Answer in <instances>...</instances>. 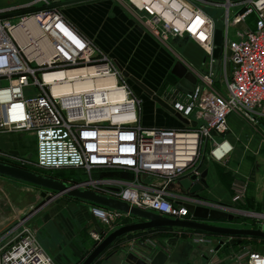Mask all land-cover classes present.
<instances>
[{"label":"built area","instance_id":"obj_1","mask_svg":"<svg viewBox=\"0 0 264 264\" xmlns=\"http://www.w3.org/2000/svg\"><path fill=\"white\" fill-rule=\"evenodd\" d=\"M121 1L141 27L162 43L187 37L204 52L208 70L195 75L192 89L161 97L187 123L174 128L142 126L140 100L116 62L82 36L59 7H48L51 0H30L19 8L0 9L2 16L44 8L0 18V135L26 132L35 145L32 158L18 160V168L79 170L89 177L71 186L170 220L199 221L188 205L239 214L232 205L244 201L242 179L231 184L229 206L206 203L197 197L200 192L189 194L180 180L194 176L191 184L200 181L203 152L215 164L226 163L234 151L226 138L233 114L260 134V146H264V0ZM201 5L223 7V24ZM217 29L226 66L223 96L212 89ZM95 170L129 173L131 180L94 179ZM90 214L111 228L137 220L99 206L91 208ZM257 214L251 215L264 218V212ZM262 221L258 225L264 229ZM177 230V235L185 234L194 244L209 247L202 263L195 264H264V252L250 244L233 246L232 237ZM89 234L97 244L103 239L94 229ZM150 245L146 241L143 250ZM143 250L131 248L129 255L150 264L152 258ZM0 264L56 262L39 242L37 229L24 227L7 249L0 248Z\"/></svg>","mask_w":264,"mask_h":264},{"label":"crops","instance_id":"obj_2","mask_svg":"<svg viewBox=\"0 0 264 264\" xmlns=\"http://www.w3.org/2000/svg\"><path fill=\"white\" fill-rule=\"evenodd\" d=\"M28 2L30 0H0V9L15 6L19 8ZM60 2L65 3L59 7L64 17L82 36L92 41L99 49L114 60L122 71L145 85L160 99L161 97L167 99L166 97L169 98L173 92H183L187 89L180 84L177 77H175V80L169 78L170 74L172 75L171 70L176 62L180 61L194 75L205 73L202 72V68L205 67L206 58L199 46L187 37L172 38L167 43H162L141 27L133 12L121 0H60ZM126 81L132 92L140 100V123L144 121L145 124L149 125L145 127L174 128L184 124L175 114L168 113L166 111L167 109L165 110L164 107L154 102L136 84L127 78ZM231 133L232 131L230 130L229 134ZM232 136V141H228L234 146V151H236L235 146H238L237 143L240 142L245 153L243 152V155L239 156L238 154H234L233 151L232 154L234 157L232 154L230 155L226 161L227 163H225L226 166L215 163L213 165L210 164L211 161H201V165L206 166V184L202 190L203 192L201 191L202 193L200 192L197 197L200 198L201 196L200 199L203 201L207 200L209 203L219 204L231 203V185L226 187V184L221 180L218 175L219 169L217 165H223L221 167L225 169L230 167L238 175L237 171L241 170L244 172L243 170H245L247 162L245 155L249 151L250 153L248 154L253 157L260 156V159H255L254 164H262L264 162V147L259 150V146H256L258 148L254 151H248V142L243 139H238L234 134ZM0 137H2L0 149L7 150L5 139H8V141L10 139L5 138L2 134ZM64 170L68 171L71 169ZM72 171L81 173L79 170ZM257 171L256 166L254 168V174L252 175V183L250 184L249 182V184H246L245 196L248 201L253 203L261 201V211L263 209L261 203L264 199V169L260 173ZM243 175L239 174L238 176L243 179L247 178V175ZM52 179L61 181L69 186L82 182L79 180L75 181L76 178L71 177ZM98 180L129 181L131 180V174L117 173L113 177H104ZM44 213L42 224L39 227L40 230H37V236H39L46 252L50 254L56 264H80L97 243L83 236L81 228L78 226L72 231L59 227L56 221L53 224V220L61 216L60 212L55 210V208H48ZM89 216H91L90 213ZM138 221L137 219L135 222ZM97 223L104 233L101 234L103 238L116 229L111 228L99 219H97ZM92 229H94V226L91 221L90 231ZM177 229L166 228L160 231L144 230L126 234L112 243L94 264H124V260L130 254L131 248L143 250L142 247L146 241L152 244L145 246V250L151 258L157 252L163 251L167 255V261L173 262L174 264L202 263L204 259L202 256L206 254L209 247L194 244L185 234L181 236L177 235L178 231H180ZM172 233H175L178 236L176 240H179L175 241V247L171 249L169 247L166 250L162 247L164 245L161 244L162 240H158L157 236L165 234L171 235Z\"/></svg>","mask_w":264,"mask_h":264},{"label":"rangeland","instance_id":"obj_3","mask_svg":"<svg viewBox=\"0 0 264 264\" xmlns=\"http://www.w3.org/2000/svg\"><path fill=\"white\" fill-rule=\"evenodd\" d=\"M224 1V0H223ZM203 10L206 14L210 15L214 19L217 20L219 24H223V15H224V8L223 7H210L208 5H201ZM249 20V19H248ZM249 22V21H248ZM222 50V44L220 46ZM223 52L219 54V58L216 60L215 64L212 66V72L214 74V83L212 86L213 91L217 94L223 96L224 95V88H225V63L222 58ZM208 68L205 66L202 68V72L207 71ZM199 74V73H198ZM170 79L175 80V76H169ZM177 93H181L180 91H176ZM165 109V108H164ZM142 110V106H141ZM166 110V109H165ZM170 113L168 110H166ZM174 117V115H173ZM142 126H149L143 122H141ZM228 125L232 133L238 139H243L244 141L248 142V151L255 150L256 146H259V150L264 147L260 146V134L257 133L247 122L242 120L241 118L237 117L236 115H231L228 118ZM228 134L226 138L232 141L233 134ZM5 136L6 147L7 150L0 149V163H5L11 166L18 167L19 163L18 160H30L34 155L35 145L34 139L32 136L28 135L26 132H12V133H5L2 134ZM2 137H0V141ZM253 142V143H251ZM257 142V145H256ZM238 146H235L236 151L234 154H238L239 156L245 153L243 147H241V143H237ZM18 152L17 156H14L11 152ZM250 153L247 152L245 155L246 158V167L244 172L241 170L237 171L238 175H247L245 179L240 178L230 167H221L223 165H217L219 169L218 175L220 176L221 180L226 184V187L230 186L235 178H240L246 182V184L250 182L252 183V175L254 174V168L257 166V172L260 173L262 169H264V162L262 159V164H254V161L260 159L259 157H253ZM263 153V152H262ZM233 155V154H232ZM207 153L203 152L200 158L201 160H209L206 158ZM262 156V155H261ZM234 157V155H233ZM256 159V160H255ZM227 163V162H226ZM210 164L215 165L213 162ZM226 166V164H224ZM20 167V165H19ZM263 167V168H262ZM35 173H40L43 176L50 177V178H76L75 181H83L88 179V175L83 174L82 172H74L72 170H64V171H51V170H36L31 167ZM243 169V168H242ZM120 172H111V171H101L95 170L91 173L92 178L94 179H101L104 177L114 176ZM243 175V176H244ZM203 192V191H202ZM201 192V193H202ZM41 193H45L47 196H52L54 193L49 190H45L43 188L24 183L21 181H17L14 179H10L7 177L0 176V248L7 249L8 245L11 244L13 241L16 240V237L21 233L22 229L25 227H34L37 230H40L39 227L42 224V218L45 214L44 212L48 208H55V210L60 212L59 217H56L53 220V224L56 221L59 227L65 228L67 230H74L77 226L81 228V233L87 239H91L90 237V228H91V221H90V208L98 207L97 205L84 203L83 201L70 199L67 198L65 195L57 197V200L65 201V205L61 206L62 204H57L55 200L48 202L44 206L40 207L45 199L41 196ZM201 198V196H200ZM264 198V197H263ZM206 203H209L207 200ZM261 202V201H260ZM260 202L257 201L255 203L248 201L247 197L245 196L244 201L242 203L232 205V208L239 210V214H231L234 216V219L229 220H212L208 221L210 224L222 227H232V228H244V229H256L260 227L258 224L259 222H263L264 218H256L251 214L262 215L264 212V199L261 203L263 205V209L260 211ZM213 204V203H212ZM231 204V203H230ZM228 205L229 204H225ZM226 206V207H228ZM64 207V209H63ZM100 207V206H99ZM208 209H214L210 206H205ZM216 210V209H214ZM89 211V212H88ZM218 211V210H216ZM221 212V211H219ZM225 213V212H224ZM229 214V213H226ZM137 219V218H136ZM258 225V226H257ZM219 237V236H217ZM39 242L41 243L39 236H37ZM158 240H162L161 244L163 245L164 249H170L175 247V241L178 236L175 233L171 235H162L157 236ZM92 240V239H91ZM243 242L249 243L253 250L258 252H264V243L260 240H243ZM236 239L232 237L230 243L234 246ZM42 245V244H41ZM238 245V244H237ZM165 264H174L173 262L167 261Z\"/></svg>","mask_w":264,"mask_h":264},{"label":"water","instance_id":"obj_4","mask_svg":"<svg viewBox=\"0 0 264 264\" xmlns=\"http://www.w3.org/2000/svg\"><path fill=\"white\" fill-rule=\"evenodd\" d=\"M220 1V0H218ZM51 4L48 7H61L65 3L60 2V0H51ZM44 9L43 7L32 8L27 10L17 11L11 14L2 15L0 18H9L20 16L28 13H32L35 11H39ZM214 45L215 49L213 52L214 58L218 59L219 54L221 52V31L217 29L215 31L214 37ZM120 68V67H119ZM121 69V68H120ZM171 73L177 77L180 81V84L185 86L187 89H192L196 82L195 75L190 72L184 64L180 61L176 62L171 70ZM123 76L130 81L134 82L137 87L146 92L151 99L167 109L169 112L175 114V116L184 124L187 123L186 120L182 119L178 114L174 113V111L164 103L156 94H154L151 90H149L145 85L140 83L135 78L129 76L126 72L123 71ZM194 125V124H193ZM14 156L18 155V152H11ZM200 173V181L191 184V181L194 180V176L189 178H183L180 180V185L184 190H186L191 195H198L196 193L201 192L205 187V177L207 174L206 166L201 165L199 167ZM0 176L7 177L10 179H14L17 181H21L24 183L32 184L34 186L43 188L45 190L52 191L54 194L52 196H47L45 193H41V196L45 199V202L41 204L40 207L44 206L48 202L55 200L57 204L61 203L65 205V201L57 200V197L65 195L67 198L76 199L83 201L88 204L97 205L103 208H108L112 210H116L122 213H128L133 217L139 219L138 222L124 225L114 229L108 235H106L102 241L97 244L92 251L85 257V259L80 264H94V262L103 254L107 248L114 243L116 240L121 238L122 236L149 229H158V228H178V229H187L193 230L197 232L218 235L222 237H241V238H257L264 239V229L262 227H258L256 229H244V228H232V227H222L210 224L208 221L212 220H233L234 216L231 214H226L224 212H219L214 209H208L206 207L197 206L194 207L192 205H188V209L194 218L199 221H180V220H170L168 218L159 216L157 214L140 210L135 207H130L125 202H121L114 198H110L108 196L101 195L99 193L83 190L78 187L69 186L61 181L52 179L50 177L43 176L41 174H37L34 172H30L15 166H11L5 163H0ZM116 191V190H115ZM91 221L94 226V229L99 234H104L94 216L90 214ZM225 240L222 238L221 243ZM125 263L127 264H146L143 261L137 259L133 255H127L125 258ZM167 261V255L163 251L157 252L152 258L150 264H164ZM189 264V263H188Z\"/></svg>","mask_w":264,"mask_h":264},{"label":"trees","instance_id":"obj_5","mask_svg":"<svg viewBox=\"0 0 264 264\" xmlns=\"http://www.w3.org/2000/svg\"><path fill=\"white\" fill-rule=\"evenodd\" d=\"M252 17L249 18V22L252 21ZM32 185V184H31ZM166 228H158V229H149L147 231H160V230H165ZM208 235H212V234H208ZM214 236H218V235H214ZM236 239V242L234 244V246H237V244H249V243H246V242H243L241 241L240 239H243V240H246V239H249V240H260L264 243V239H257V238H241V237H234Z\"/></svg>","mask_w":264,"mask_h":264},{"label":"bare ground","instance_id":"obj_6","mask_svg":"<svg viewBox=\"0 0 264 264\" xmlns=\"http://www.w3.org/2000/svg\"><path fill=\"white\" fill-rule=\"evenodd\" d=\"M122 71V70H121ZM122 75H123V71H122ZM124 77V76H123ZM132 82V81H131ZM134 83V82H133ZM135 84V83H134Z\"/></svg>","mask_w":264,"mask_h":264},{"label":"flooded vegetation","instance_id":"obj_7","mask_svg":"<svg viewBox=\"0 0 264 264\" xmlns=\"http://www.w3.org/2000/svg\"><path fill=\"white\" fill-rule=\"evenodd\" d=\"M173 75V74H172Z\"/></svg>","mask_w":264,"mask_h":264}]
</instances>
